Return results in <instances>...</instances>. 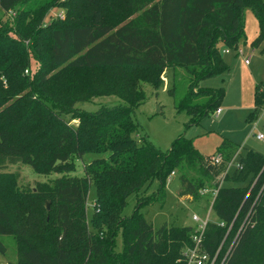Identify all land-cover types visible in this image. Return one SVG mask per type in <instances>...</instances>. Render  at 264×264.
<instances>
[{
	"label": "trees",
	"instance_id": "1",
	"mask_svg": "<svg viewBox=\"0 0 264 264\" xmlns=\"http://www.w3.org/2000/svg\"><path fill=\"white\" fill-rule=\"evenodd\" d=\"M57 1L0 0V235L12 238L15 264H180L194 225L163 222L153 228L137 206L130 216H120L126 198L154 177L161 202L174 169L180 197L196 199L199 189L216 188L210 195L214 218L202 237L208 256L216 252L215 264L226 252L224 264H264V153L246 150L237 162L240 168L225 172L241 176L244 185H219L215 179L236 145L222 140L213 152L221 153L222 162L212 165L183 136L165 151L145 136L136 137L134 108L145 95L127 76L145 70L158 77L171 68L184 87L179 91L172 83L166 90L176 112L188 116L185 126L195 123L218 105L222 88H201L197 81L227 69L221 52L235 46L242 33L243 6L259 22L252 44L264 40V0H123L122 7L134 16L116 25L102 12L113 0ZM54 4L64 7L68 20L43 22L46 8ZM32 60L36 68L25 73ZM97 69L113 78L102 84L85 79L78 86L71 75ZM102 92L119 100L92 110L76 105ZM253 101L254 108L264 102V83L255 84ZM87 153L97 157L82 162L80 176L72 175ZM14 163L38 174L62 175L51 185L17 188V174L3 170ZM90 186L94 201L87 219ZM142 201L149 200L137 199V204ZM118 227L122 250L114 253ZM4 251L0 241V254Z\"/></svg>",
	"mask_w": 264,
	"mask_h": 264
},
{
	"label": "rangeland",
	"instance_id": "2",
	"mask_svg": "<svg viewBox=\"0 0 264 264\" xmlns=\"http://www.w3.org/2000/svg\"><path fill=\"white\" fill-rule=\"evenodd\" d=\"M122 2L123 0H113V6H104L102 8L104 19L116 25L134 16L122 7ZM84 12L88 16L89 11ZM68 18L69 15L64 13V7L54 4L46 8L43 22H49L52 19L68 20ZM241 18L242 33L238 37L236 45L225 46L227 50L221 52L227 69L197 81V86L201 88H222L221 97L217 101V107L220 108L221 113L216 116L214 112L217 107L212 110L208 109L207 113L201 115L195 123L185 126L188 116L184 110L176 112L173 105L174 98L166 90L172 83L179 91L184 87L181 76L179 74L173 75L171 68L160 71L158 77L156 74L149 75V71L145 70L127 74V76L131 75L136 79V87L141 89L145 95L143 102L134 108V119L137 122V128L134 132L136 137L145 136L155 147L165 151L177 136H183L190 141L194 150L205 159L214 152L222 140L231 141L236 145L237 153L227 167V174L234 170L239 157L246 150L259 154L264 153V140H258L254 136L258 132L264 135V102L254 108L253 101L255 84L264 83V40L257 45L252 44V40L259 32V22L249 6L242 7ZM36 66L37 62L32 60L28 70L23 71L31 74ZM178 72L184 71L182 68H178ZM71 75L77 81L78 86H81L85 79H88L89 82L94 80L95 84H102V82L113 78L112 75L99 69L74 70ZM154 80L158 81L157 87L152 85ZM118 100L119 98L115 93L102 92L88 96L84 100L76 102V105L92 110L101 103L111 104ZM71 123L73 124L75 121H71ZM94 157H97V154H84L81 161H76L75 170L71 174L80 176L82 162H89ZM3 170L17 174V188L33 187L36 183L51 185L55 177L62 175L56 173L38 174L33 172L28 165L22 163L8 164L3 167ZM187 173L191 176L194 175V172L191 171ZM221 173L215 179L221 186L245 184L244 181H241V176L235 179L231 176L226 177L225 174ZM178 174V171L174 169L173 174L166 179L161 193L163 195L161 202V197L157 194L159 181L154 177L137 194H131L126 198L120 216H130L134 207L137 206V211L153 228L158 227L163 222L178 226H193L195 223L191 220L192 214L201 219H213L214 216L208 209L211 195L209 189L211 188L205 186L206 192L202 195L199 194L196 199L180 197L178 196L180 190ZM144 198L149 201H142L143 203L138 205L137 199L143 200ZM93 201L94 189L93 186H90L85 200L87 219L92 212ZM46 204L48 207V202ZM0 241L5 246L4 253L0 254V264H15L17 255L12 238L8 235H0ZM121 250L122 236L120 227H118L112 239V252L120 253Z\"/></svg>",
	"mask_w": 264,
	"mask_h": 264
},
{
	"label": "built area",
	"instance_id": "3",
	"mask_svg": "<svg viewBox=\"0 0 264 264\" xmlns=\"http://www.w3.org/2000/svg\"><path fill=\"white\" fill-rule=\"evenodd\" d=\"M223 50L226 51L227 48H224ZM238 51H240V49H238ZM24 71L26 72L27 69L25 68ZM219 110L220 108L217 107L215 109L214 114L217 115ZM254 136L258 140H264V135L261 132L256 133ZM206 160L209 164L218 165L222 162V155L221 153L216 152V153L209 155ZM230 161L231 159L228 162H226L225 169L222 171L221 174H225L227 167L230 164ZM235 168H240V164L236 163ZM172 174H173V171L170 172L169 176ZM169 176L167 177V179L169 178ZM206 190H207L206 188H201L199 189L198 193L202 195L206 192ZM209 191L211 193V196H214L216 193V188L209 189ZM210 203L211 201H209V207H208L209 210H210ZM191 220L195 223L193 234L191 235V245L184 247L181 250L182 259H181L180 264H215L216 252L213 256L210 257L202 248L203 230H204L206 222L209 220L207 218L201 219L195 214L191 215ZM216 223L219 226H223V222L221 221H217ZM228 228L229 226L227 227V230ZM226 255H227V252L223 255V257L217 264H224Z\"/></svg>",
	"mask_w": 264,
	"mask_h": 264
},
{
	"label": "crops",
	"instance_id": "4",
	"mask_svg": "<svg viewBox=\"0 0 264 264\" xmlns=\"http://www.w3.org/2000/svg\"><path fill=\"white\" fill-rule=\"evenodd\" d=\"M220 113H221V110H219L218 114H220ZM215 116H216V115H215ZM236 153H237V150L233 153L231 159L234 157V155H235ZM183 197L188 198V197H186V196H183Z\"/></svg>",
	"mask_w": 264,
	"mask_h": 264
},
{
	"label": "water",
	"instance_id": "5",
	"mask_svg": "<svg viewBox=\"0 0 264 264\" xmlns=\"http://www.w3.org/2000/svg\"><path fill=\"white\" fill-rule=\"evenodd\" d=\"M46 206H47V204H46Z\"/></svg>",
	"mask_w": 264,
	"mask_h": 264
}]
</instances>
